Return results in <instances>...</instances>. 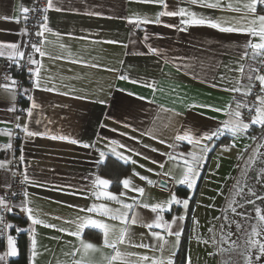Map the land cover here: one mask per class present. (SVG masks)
<instances>
[{"label":"crops","instance_id":"obj_1","mask_svg":"<svg viewBox=\"0 0 264 264\" xmlns=\"http://www.w3.org/2000/svg\"><path fill=\"white\" fill-rule=\"evenodd\" d=\"M27 2L28 0H0V17L11 18L0 19V43H16L19 51H22L23 46V13L20 10L26 7ZM167 2L168 10L185 7L199 15L237 24L242 23L243 13L233 11L228 5L240 8L246 0H220V9L188 5L180 0ZM52 3L53 8L48 9L44 15L47 16V28L50 31L40 29L44 32L40 41L43 39L45 43L38 44L46 55L41 57L38 53L34 54V59L40 62L41 87L33 89L32 77L25 87L30 90L29 94L40 108L34 109L32 117H28L27 113L22 111L24 109L20 108L17 96L13 101L11 94L0 88V152L6 154L0 158V162L6 164L0 168V197H3L10 184V155L13 146L12 149L20 161V171L23 177H28V181L24 182V192L28 193L27 206L33 210L32 215L42 221L41 224L33 225L28 219V214L22 211L25 223L21 230L27 233L29 239L30 264L33 239L36 241L37 253L34 264H71L73 258L66 253L72 252L74 247H79V240L59 230L76 231V223L68 222H78V218L90 217L119 227L118 221H112L95 212L81 211L100 203L113 208L119 207L114 201L105 200L103 197L97 199L91 195L94 190L108 191L118 197L121 192H125L126 195L120 198L127 203L131 202L132 196H138L137 193L124 189L121 183L118 191L112 190L109 179L110 185L107 189L93 186L92 182L97 176L107 179L98 173L97 167L107 156L116 158L111 152L113 145L110 142L113 140L142 153L136 156L122 148L116 149L117 152L131 156L137 161L135 165L127 163L130 170L122 179L130 178L134 185L144 187L146 191L142 199L148 204L167 200L169 190H163L157 184L148 185L138 176H133V171L156 182L161 177L157 173L161 171L170 172L172 176L179 178L183 170L178 166L180 161H169L168 156L164 154L178 156L183 153L187 157L189 152L198 149L187 141H175V135L182 134L183 130L187 129L199 137L205 132L215 130L220 122L228 119L223 111H212L208 107L198 105H211L219 109L229 106L234 108L235 102L243 101L245 97L242 93L225 89L234 86L236 81L246 84L249 67L256 66L255 61L247 57L241 59V56L245 42L249 39L256 42L258 38L243 33H221L207 26H189L185 31L163 26H179V17H162L160 25L148 24L139 28L127 22V18L136 15L154 18L155 14L162 10L159 6L138 3L135 0H52ZM47 5L48 0L46 8ZM56 8L60 10L57 11ZM17 19L19 23L15 22ZM248 19H251V16ZM145 36L148 37L147 40ZM150 47L158 52L150 53ZM0 50L4 51V57H8L11 52L9 49ZM241 65L244 66L243 73L237 70ZM35 67L37 66L34 65V69ZM120 75H126L129 79H119ZM222 76L227 79L222 80ZM133 80H139L140 83L130 82ZM213 83L217 86L213 87ZM147 84H154L155 91L147 87ZM48 88L53 90H44ZM129 93L134 95L130 96ZM137 97L145 99L139 100ZM30 104L31 101L27 98L25 109L29 108ZM13 105L16 110L9 111ZM176 113L179 115H175ZM17 116L20 117L18 121ZM37 120L40 121L39 124L36 123ZM17 123L21 126L28 123L30 130L47 134L25 137L21 129L16 127ZM125 124L130 127L125 128ZM150 128L158 130V139L141 135ZM9 130L11 135L8 134ZM50 135L67 136L78 143L53 140L49 138ZM130 136L136 137V140L129 139ZM160 139L166 143H160ZM218 140L220 144L216 145ZM262 141L264 143V139ZM85 143L91 146L85 148ZM233 143L235 144V140L229 134L214 138L208 142L210 150L204 154L203 161L211 160L220 145L232 146ZM9 144L10 148L4 147ZM169 145L177 146L173 148ZM153 148L157 151L153 152ZM100 152L105 153L102 162H98L101 160ZM21 154L23 161L20 159ZM145 156L149 159H145ZM152 160L158 163H152ZM159 163L165 164L163 170L159 168ZM140 165L145 167L141 168ZM149 168L153 171L146 170ZM169 181L172 192H175L177 187L187 188L186 185L174 184L170 179ZM177 197L185 199L178 195ZM137 211L146 220L156 215L147 209L138 208ZM194 212L195 204L190 221L186 264L189 258L191 264L193 263L190 246ZM181 214L186 215V209L175 205L172 206L171 212L162 213L166 221H171L174 215ZM184 222L185 220L181 222L182 228ZM88 229L92 228L86 227L83 230L82 239L92 243L96 250L88 251L86 255L77 254L75 259L83 258L86 264H109L113 250L104 246L103 235L99 230L92 229L101 234L100 240L84 236ZM133 231L137 243L141 242L140 234H145L143 243H157L148 235L149 230L145 227L133 226ZM9 235L13 237L16 246L15 233L0 238V256L4 257L0 264H7L8 259L12 257L7 256ZM115 235L118 233L110 239H114ZM168 239L171 241L174 237ZM119 248L121 252L136 254L128 258L132 264H151L150 260L143 261L139 257L166 259L169 252H176L178 247L173 248L169 244L163 253L152 248L129 245H120ZM205 256L209 257V253H205ZM195 264L201 263L196 261Z\"/></svg>","mask_w":264,"mask_h":264},{"label":"snow or ice","instance_id":"obj_2","mask_svg":"<svg viewBox=\"0 0 264 264\" xmlns=\"http://www.w3.org/2000/svg\"><path fill=\"white\" fill-rule=\"evenodd\" d=\"M138 3L150 4L153 6H159L162 10L158 11L155 14L154 18H149L147 16H139L136 15L134 17L127 18V22L129 24L135 25L139 28L142 25L148 24H162V17H179V26L176 24H163L164 27L176 28L177 31H185L189 26H207L212 29L218 30L221 33H243L252 38H258V41L254 42L249 39L245 42L243 55L241 59L250 58L255 61L260 67H249V74L247 77V83L241 84L240 81H236L235 85L225 89L226 91H231L233 93H242L245 98H247L253 92L254 82H259L260 92L256 94V99L251 104L247 102V99L243 101H236L235 107H227L225 109L214 108L211 105H198L199 107H208L212 111L221 112L223 111L228 119L220 122L219 126L210 132H205L199 137L194 135L190 130H183L182 134L175 135V141H187L189 144L196 146L198 151L194 150L187 154L180 153L178 156L170 153H165L164 155L168 156L169 161H180V165L182 167V173L179 178L172 176L170 172L157 173L162 177H168L172 183L178 185H186L188 189H193L197 183V177L199 176L198 169L202 165L204 154L207 153L209 149L208 142L213 141L214 138L224 136L229 134L233 140L238 137L245 135L252 126H261L262 130H264V74L260 73V68H264V0H246L242 4L240 8H232V5L229 4L228 7L233 11L242 12V23L238 22L237 24H231L228 21L216 20L208 16L199 15L194 11H191L189 8L178 7L176 10H168L169 4L167 0H135ZM182 3H187L188 5H198L202 8L207 9H220L221 3L220 0H180ZM53 8L52 0H48L47 8L44 11H48V9ZM36 9H32L35 11ZM55 10L59 11V8ZM23 14H27L30 10L28 8H22L20 10ZM251 16V19L248 17ZM0 19L9 20L10 17L4 16L0 17ZM25 19L27 16L25 15ZM19 23V19L15 21ZM41 29L44 31H50L47 28V16L44 17V23L40 25ZM23 34H27V30H22ZM44 32H37L36 35L39 37H43ZM147 36H145V40H147ZM108 43H119L118 41H107ZM45 41L42 39L40 44L42 45ZM63 47V45H61ZM31 48L35 53H38L41 57H44L46 53L42 50V47L38 44H31ZM0 49H9L11 52L9 53L8 58L17 63L18 66L22 67L19 64V60L24 59L25 53L18 50V45L16 43H8L3 44L0 43ZM150 53H157L158 50L155 48H149ZM4 51L0 50V56H4ZM27 62L30 65H35V69L29 68V72L32 77V85L33 89L40 88V79H39V61L34 59L31 54L28 55ZM76 62V61H73ZM187 67V66H185ZM241 73L244 71V66L241 65L238 69ZM122 80H128L129 77L126 75H120L118 77ZM222 80H226L225 76L221 77ZM5 80H10L11 83H0V88L4 89L5 92L11 94L12 100L15 101L16 96L25 95L28 100L31 101L30 107L24 109L27 113L28 117H32L33 110L40 108V105L35 102L33 96L29 94V89H20L18 90L17 81L11 79L10 77H5ZM132 83H140L139 80L130 81ZM149 88H152L155 91L154 84H147ZM213 87L217 85L215 83L212 84ZM47 91H52L53 89L48 88L44 89ZM67 94V93H65ZM130 96L134 95L133 93H129ZM82 98V97H81ZM139 100H144L145 97H137ZM103 103V101H100ZM248 109L249 113L254 112V115L251 116V119L248 122H245L241 109ZM15 107L9 108V111H15ZM175 115H179L176 113ZM17 121L20 117H16ZM37 124L40 123L39 120L36 121ZM155 123V122H153ZM104 127V125H101ZM16 127L21 129L24 133L25 137H36L43 136L47 133H41L39 131H32L29 128L28 123H25L21 126L19 123L16 124ZM125 128L130 127L129 124L124 125ZM112 131H116L112 129ZM133 131H138V129H133ZM158 130L155 128H150L146 132H142L141 135H148L152 139H158L156 132ZM9 135L11 132L9 130ZM121 135H127V133H121ZM49 138L55 140H68L72 144H77L78 141L75 139H70L67 136H56L50 135ZM129 139L136 140V137L130 136ZM252 140H257L258 138L255 136L250 137ZM260 139H264L262 136ZM139 142V141H137ZM160 143H166L165 140L160 139ZM203 142V143H202ZM113 147L111 152L116 156L118 160L123 161L125 164L131 163L135 165L137 163L136 160L132 159L131 156L124 155L121 152H117V148H122L127 152L132 153V155L140 156L142 153L138 152L135 148H131L126 144L119 143L115 140L110 142ZM91 145L85 143L83 147L88 148ZM177 145H169V147L175 148ZM233 147L235 144L233 143ZM4 147L10 148L11 145H5ZM147 147V145H145ZM264 147V144H258L257 148L253 149L252 154L249 155L248 159L245 161V167L241 170V179H238L236 183L233 185L231 190L230 198L227 201V206L223 210V216L217 217L218 220L222 219V223L219 227L220 240L216 239L215 234L211 239V243H228L229 248H237L242 247V255L244 257V264H264V208L260 206H256L255 200L252 197H255L256 200H260L262 204H264V196H260L257 193V189L247 182L248 172L252 170L255 172V180L256 184L260 185V190L264 191V153L260 152L259 149ZM227 150V149H225ZM153 152H156L157 149L153 148ZM245 151H247V146ZM101 160L98 162H102L105 157L104 152H100ZM145 159H149V157L145 156ZM21 161H23V154L20 157ZM259 160L261 167L259 169H255L253 165ZM152 163H158L155 160L151 161ZM5 162H0V168L5 167ZM159 168L163 170L165 168L164 163L158 164ZM141 168H144V165H140ZM149 172H152V169H146ZM133 176H138L141 181H146L148 185L157 184L156 181L149 179L146 176L140 175L139 173L133 171ZM28 181L27 175L24 176V182ZM94 188H103L107 189L110 185V181L108 179L100 178L99 176L92 182ZM124 189H127L131 192L137 193L138 196H132L131 202H124L120 197H124L126 195L125 192H121L119 197L114 195L108 191H92L91 195L95 196L97 199L103 197L105 200L114 201L119 207L113 208L109 207L105 203L93 204L91 207H87L85 209H81V211H85L87 213H97L100 216L107 217L112 221H118L119 227L116 224H109L99 219H91L90 217H82L78 218V222H68V223H76V231H67L65 229H59L60 231H65L67 235L75 236L79 240V247H74V250L70 253H66V255L71 256L72 262L71 264H86L85 260L75 259L77 254L86 255L88 251H95V246L86 242L82 239V232L86 227H90L92 229L99 230V232L103 235V244L105 247L111 248L113 250V255L109 257V264H113V262L119 261L120 264H132L128 258L132 255H136L135 253H127L121 252L119 246L120 245H129L133 247H142V248H152L154 251L159 250L161 253L165 250V248L171 244L173 248H177L180 245L181 236H182V224L181 222L185 220V215H174L171 221H166L162 213L171 212L172 206H182L184 209L189 208L190 200L188 198L179 199L175 192H172L169 188L167 180L159 181V186L163 190H169V198L165 201L156 202L152 204H148L143 201V197L145 196V188L141 186H136L133 184V181L130 178H124L120 181ZM245 188L247 192H245ZM13 196L16 193L12 194ZM25 200L20 205L22 211L28 214V219L31 221L33 225L41 224L42 221L36 219L32 215V209L27 206V196L28 193L25 191L23 193ZM245 204L253 205V210L255 212V216L250 215L245 211H238L239 209H243ZM138 208L147 209L151 213H155V217L150 220H146L144 216L137 211ZM0 210L4 212L13 211V206L10 205L3 197H0ZM229 213L234 214L235 216L240 217V220H234ZM0 220H2V216H0ZM254 220L255 223L249 224V221ZM235 225V232L232 231L231 225ZM46 227H55L54 225H45ZM133 226H142L148 229V235H150L157 243L155 245L143 243V239L145 234H140L141 242H136V234L133 231ZM7 228H11L12 225H5ZM154 229H159L162 231H155ZM19 231V229H17ZM212 232V229H209ZM115 235L114 239H110L111 236ZM239 234L237 236V240H232L231 237L233 235ZM169 237H174V240H169ZM242 238V242L238 243ZM203 243L207 244L209 241L205 240ZM8 251L7 256H16L17 249L15 246V242L13 237L9 235L7 237ZM36 241L32 240V253L31 260L32 264H34V259L37 255L35 251ZM219 251H227V249L220 248ZM215 253H209V255H214ZM176 255L175 251H170L169 256L165 259L163 257H148V256H140L139 259L143 261H151V264H174L173 257ZM0 260H4L3 256H0ZM188 264H191L190 258L188 260Z\"/></svg>","mask_w":264,"mask_h":264},{"label":"rangeland","instance_id":"obj_3","mask_svg":"<svg viewBox=\"0 0 264 264\" xmlns=\"http://www.w3.org/2000/svg\"><path fill=\"white\" fill-rule=\"evenodd\" d=\"M252 130L251 135H243L235 139V146L220 145L217 147L216 152L211 160L207 162L205 167V173L201 181V190L196 195L195 200V212L193 215V230L191 237L190 251L193 257V263L198 261L201 264H244V257L241 254L243 251L242 247L229 248L228 243H211V239L215 234L216 239L220 240L219 227L223 222L222 219L218 220L217 217L223 216V210L227 206V201L230 198L231 190L233 185L238 179H241V170L245 167V161L248 159L249 155L252 154L253 149L257 148L258 144L262 143L264 132ZM255 136L258 139L252 140L250 137ZM247 146V151H245ZM227 149V150H225ZM260 152L264 153V147L259 149ZM202 162L199 168V176L203 168ZM235 162V163H234ZM255 169L261 167L259 160L253 165ZM209 170V171H208ZM197 177V180L199 178ZM247 182L253 185L257 189V193L260 196H264V191L260 190V185L256 184L255 172L249 170ZM193 189L190 190L189 196L192 194ZM245 192L247 189L245 188ZM255 200L256 206L264 208V204L260 200ZM238 211H245L252 216H255L253 210V205L245 204L243 209ZM234 220L239 221L240 217L229 213ZM249 224L255 223L254 220L249 221ZM209 229L213 231L210 232ZM231 229L235 232V225H231ZM239 234L233 235L232 240H237ZM209 241L205 244L203 241ZM242 242V238L238 243ZM220 248L227 249V251H219ZM205 253H215L214 255H209L206 258Z\"/></svg>","mask_w":264,"mask_h":264},{"label":"built area","instance_id":"obj_4","mask_svg":"<svg viewBox=\"0 0 264 264\" xmlns=\"http://www.w3.org/2000/svg\"><path fill=\"white\" fill-rule=\"evenodd\" d=\"M47 0H28L26 7L30 11L27 14H23V29L27 30V34H23V46L22 51L25 53V57L22 60H19V64L22 67L18 66L16 62L10 60L8 57L0 56V83H11L10 80L6 81L5 77H10L17 81L18 90L25 89L28 82L31 80V74L29 68L34 69V65H30L27 62L28 55L31 54L34 58L35 52L31 48V44H39L40 37L36 35L37 32H40V25L44 19ZM32 9H36L32 11ZM25 15L27 19H25ZM255 67H260L257 63ZM264 74V68H260V73ZM260 92L259 82H254L253 92L247 98L248 103H252L256 99V94ZM20 99H27L25 95H17V102L19 104ZM242 114L245 119V122H248L251 119V116L254 115V112L249 113L248 109H242ZM260 131L259 133L264 132L260 127L252 126L245 135H251L252 130ZM13 148V146H12ZM11 148L10 163H11V179L10 184L3 195V198L13 206V211L4 212L0 210V238H5L10 233H17L21 231L22 224L20 218L24 219V214L22 213L20 205L23 202V192H24V177L20 171V161L13 149ZM16 193L15 196L12 194ZM12 225L11 228L5 227V225ZM19 229V231L17 230Z\"/></svg>","mask_w":264,"mask_h":264},{"label":"trees","instance_id":"obj_5","mask_svg":"<svg viewBox=\"0 0 264 264\" xmlns=\"http://www.w3.org/2000/svg\"><path fill=\"white\" fill-rule=\"evenodd\" d=\"M19 105L20 108L25 109L27 107V99H20ZM219 144L220 142L218 140L216 145ZM5 156L6 154L0 152V158ZM207 162L208 160L203 164V168L197 180L195 189L193 190L190 196H189L190 194L189 189L186 187H177L175 189V193L181 198H188L190 200V204H189V208L186 210L185 222L182 231L180 245L178 246L176 250V255L173 258L174 264H186L192 211L196 200V195L199 191L201 181L205 173V167L207 165ZM129 170L130 167L128 164H125L112 156H107L104 162L100 163L97 167L98 173L111 181L112 190L115 191L119 190L120 181L128 173ZM20 222L22 225H24L25 220L20 218ZM84 236L96 240L101 239V234L98 231L92 229L86 230ZM15 241L18 250L17 255L14 257H10L7 261V264H30L29 239L27 233L22 230L15 233ZM1 249H2V241L0 240V250Z\"/></svg>","mask_w":264,"mask_h":264},{"label":"water","instance_id":"obj_6","mask_svg":"<svg viewBox=\"0 0 264 264\" xmlns=\"http://www.w3.org/2000/svg\"><path fill=\"white\" fill-rule=\"evenodd\" d=\"M162 179H163V180H167V181H168V185H170V181H169V179H167V178L161 176V177H159L158 182H157V186H158V187H160V186H159V181H161ZM160 188H161V187H160Z\"/></svg>","mask_w":264,"mask_h":264}]
</instances>
